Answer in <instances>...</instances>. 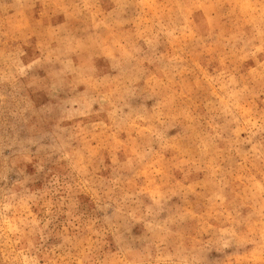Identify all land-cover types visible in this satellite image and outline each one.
Here are the masks:
<instances>
[{"label":"clouds","instance_id":"1","mask_svg":"<svg viewBox=\"0 0 264 264\" xmlns=\"http://www.w3.org/2000/svg\"><path fill=\"white\" fill-rule=\"evenodd\" d=\"M0 264H264V0H0Z\"/></svg>","mask_w":264,"mask_h":264}]
</instances>
